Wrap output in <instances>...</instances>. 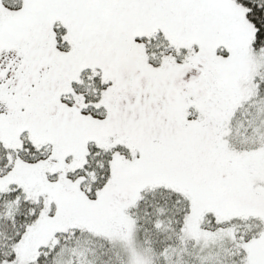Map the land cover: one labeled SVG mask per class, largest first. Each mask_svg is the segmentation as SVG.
Returning a JSON list of instances; mask_svg holds the SVG:
<instances>
[{"label":"snow or ice","instance_id":"1","mask_svg":"<svg viewBox=\"0 0 264 264\" xmlns=\"http://www.w3.org/2000/svg\"><path fill=\"white\" fill-rule=\"evenodd\" d=\"M0 264H264V0H0Z\"/></svg>","mask_w":264,"mask_h":264}]
</instances>
